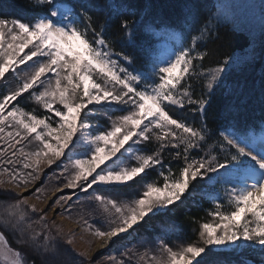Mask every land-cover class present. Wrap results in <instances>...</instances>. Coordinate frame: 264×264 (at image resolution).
Wrapping results in <instances>:
<instances>
[{"label": "snow or ice", "instance_id": "6c2138e0", "mask_svg": "<svg viewBox=\"0 0 264 264\" xmlns=\"http://www.w3.org/2000/svg\"><path fill=\"white\" fill-rule=\"evenodd\" d=\"M30 2L42 11L31 18L0 17V186L29 190L41 177V164L51 167L59 161L63 188L86 194L90 211L76 223L103 246L154 217L167 233L174 225L164 217L194 194L196 183L220 185L223 201L218 193L213 197L210 220L199 223L195 239L177 245L161 239L159 256L148 257L146 264H221L223 253L217 249L237 253L245 246H258L264 253V124L214 131L207 121L210 97L224 84L234 60L226 57L206 67L209 53L200 50V42L206 33L212 36L213 21L224 19V6L214 5V14L195 34L149 68L147 62L137 67L133 55L116 50L107 21L94 17L97 6L87 0ZM104 7L109 18L118 19L119 32L135 40L137 22L129 18L135 13L125 12L121 4L115 5V13L112 4ZM193 23L189 10L178 25L167 27L189 34ZM25 93L27 102L42 112L19 103ZM98 112L108 114L107 123H99ZM205 147L209 150L200 155ZM173 161L178 162L175 170ZM150 171L154 178H149ZM124 187L133 189L131 198L120 199L117 190ZM0 192L16 197L0 200V227L40 256V264H93L62 251L59 235L53 234L54 227L57 233L60 229L55 220L51 225L48 221V212L57 205L63 208L72 196L60 195L47 211H38L28 204L29 197L7 187ZM32 195L43 199V185L29 191ZM63 211L71 218L70 205ZM93 215L101 218L100 227L90 223ZM65 242L73 243L71 233ZM147 256L145 252L140 259ZM106 261L132 264L130 250L119 258L108 255ZM0 264L36 261L13 249L0 232Z\"/></svg>", "mask_w": 264, "mask_h": 264}, {"label": "trees", "instance_id": "16d2710c", "mask_svg": "<svg viewBox=\"0 0 264 264\" xmlns=\"http://www.w3.org/2000/svg\"><path fill=\"white\" fill-rule=\"evenodd\" d=\"M68 3H77L78 0H66ZM89 5H96L93 11L94 17L101 22L107 21L108 33L114 38L117 51L123 50L136 59V66L148 64L151 68L152 61H159L160 54L166 46L174 47L178 42L187 40V36L195 34L198 29L211 15L214 14V5L219 7L217 0H87ZM248 8L252 14L256 11L261 12V3L256 0H242L239 2ZM239 3L229 0L228 7L230 14L225 15L219 23L213 21L209 26L213 29V34L209 38L207 33L200 42V50H206L209 55L204 60L206 67H214L217 61L224 58H233L234 63L224 75V84L217 88L210 97V107L208 108L207 121L209 128L218 131L228 125H262L264 124V16L256 23H247L232 14V9ZM106 4L113 5L115 13L116 4L123 5L125 12L135 13L129 18L136 21V39L129 40L127 36L119 32L118 19L115 15L109 18ZM131 6L130 9L128 6ZM189 10L194 14V23L191 33H181L179 28H169L168 25H178L184 14ZM42 10L33 8L30 0H0V17L8 18H31ZM146 21L147 24L141 22ZM163 22V23H162ZM155 27V25H161ZM255 30V32H254ZM254 32V33H253ZM196 83V92L200 94L199 82ZM19 103L26 110L36 109L42 112L37 105L27 102V93L19 99ZM120 113H116L119 115ZM107 113L98 112L99 123H107ZM191 119V113H187ZM215 140L209 141V144ZM209 149L204 148L199 154L204 155ZM195 155V153H193ZM164 159L168 161L170 157L165 153ZM176 161L172 162L175 170ZM155 172H149V178H154ZM203 188V190H202ZM120 199L131 198L132 188H120ZM219 194L223 201V187H204V182L195 184L194 194L180 204L179 207H172L165 220L170 221L174 228L167 233H162L157 226L159 217H154L147 224L137 227V236L134 240L137 244L155 246L160 244L161 239L173 245L182 242H190L195 239L196 230L199 223L210 220L207 211L216 202L213 197ZM103 194L112 195L111 191ZM15 197V196H14ZM10 199L9 195L0 192V200ZM195 221V222H194ZM9 238H16L12 231L0 227ZM125 242V241H124ZM124 242H119L123 246ZM128 243V242H127ZM223 253L218 257L221 264H264V253L258 246L249 249L247 246L240 249L237 253H232L227 249H217ZM33 255V254H32ZM70 257L79 259L78 255L70 254ZM34 256V255H33ZM31 258V255H30ZM36 264L40 261L36 257Z\"/></svg>", "mask_w": 264, "mask_h": 264}, {"label": "rangeland", "instance_id": "374dc122", "mask_svg": "<svg viewBox=\"0 0 264 264\" xmlns=\"http://www.w3.org/2000/svg\"><path fill=\"white\" fill-rule=\"evenodd\" d=\"M219 6L223 5V12L224 16L229 15L230 8L228 7L229 0H217ZM235 2L239 3L242 0H234ZM259 3H261L262 8H264V0H256ZM232 14L234 15V18L236 19V16L239 17L241 20H247V23H257L259 19L261 20L262 16V10L258 14L256 11L252 14L250 11L248 12V8L243 6L239 3V6H235V8L232 9ZM260 16V17H258ZM255 32V30H254ZM253 32V33H254ZM29 49H25V52H27ZM172 50L171 47L165 48L162 53L160 54L161 60H164L168 52ZM34 60L37 58H33ZM31 63V62H28ZM24 66L22 65L21 68ZM103 124V123H102ZM2 143V141H0ZM27 150V149H26ZM57 161L56 163H53L51 167L47 166L45 164H41V177L39 180L35 181L34 184L29 185V190H22L13 187L12 185H3L0 187H7L11 188L12 192L15 194H18L19 196H27L28 204L32 205L35 204L37 210L43 209L45 211L48 210V207L52 206L53 201L57 199L60 195L65 196H72V200L69 202V204L63 205V208L71 206V218H69V214L67 212L63 211V208L59 205L56 206V209L54 212H48V221L49 224H52V221L55 220V225L60 229V232H56V228H53V234L59 235L61 244H62V251L64 248L68 250V252L72 255L74 254L77 256L78 253L82 252H89L90 255L88 257L78 256L79 259L82 260H91L93 264L95 262L100 261L102 264H109V262L106 261V257L108 255H116L118 258L123 256L124 253L128 252L130 250L131 260L132 264H146V261L148 260V257H151L152 255L159 256L158 246L159 244L155 246H149V245H141L137 244L136 241L134 242L137 232H133L131 235L123 234L122 236L113 238V241L101 246L102 241L96 238L91 234V232L82 230L81 227L76 223V220L80 218L81 215H87V212L90 211V209L87 208V205L84 204L85 196L86 194L79 191L78 189H64L63 183L64 178L60 175L62 169L57 167ZM43 185L44 195L43 199L37 200L34 195L29 196V191L34 190L35 187H40ZM61 189V190H57ZM91 191V190H89ZM11 200L15 199L16 197L9 195ZM6 200H10L9 198ZM63 203V202H62ZM63 212V215H60L59 213ZM35 219V217H32ZM100 217L98 215H93L90 218V223H94V227H100ZM138 227V226H137ZM0 232H2L0 230ZM69 233H71L73 243L71 245L66 244V239L69 236ZM4 234V232H3ZM14 234V233H13ZM8 243L13 249H19L21 252L27 254V258L29 260L32 259V257H36V260L41 261V257L35 255L31 249L27 247H22L20 244L17 243L16 238L12 239L9 238L6 234H4ZM125 241V242H124ZM124 242L123 246H120L118 243ZM128 242V243H127ZM147 252L148 256L145 257V260H141L140 256L144 255V253ZM34 256H33V255ZM31 255V258H30ZM125 259H128L129 256H124ZM149 264H154V262H149Z\"/></svg>", "mask_w": 264, "mask_h": 264}]
</instances>
